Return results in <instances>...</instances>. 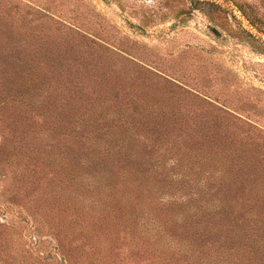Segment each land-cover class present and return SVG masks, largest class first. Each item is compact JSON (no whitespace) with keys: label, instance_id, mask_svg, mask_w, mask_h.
I'll use <instances>...</instances> for the list:
<instances>
[{"label":"rangeland","instance_id":"374dc122","mask_svg":"<svg viewBox=\"0 0 264 264\" xmlns=\"http://www.w3.org/2000/svg\"><path fill=\"white\" fill-rule=\"evenodd\" d=\"M0 264H264V0H0Z\"/></svg>","mask_w":264,"mask_h":264}]
</instances>
